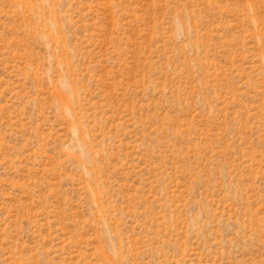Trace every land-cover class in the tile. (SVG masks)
<instances>
[{"label":"rangeland","instance_id":"obj_1","mask_svg":"<svg viewBox=\"0 0 264 264\" xmlns=\"http://www.w3.org/2000/svg\"><path fill=\"white\" fill-rule=\"evenodd\" d=\"M0 264H264V0H0Z\"/></svg>","mask_w":264,"mask_h":264}]
</instances>
